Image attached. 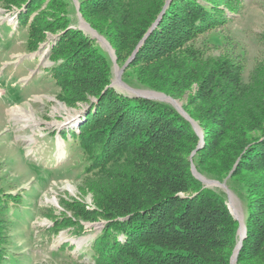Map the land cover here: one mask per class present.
I'll list each match as a JSON object with an SVG mask.
<instances>
[{
	"label": "trees",
	"instance_id": "1",
	"mask_svg": "<svg viewBox=\"0 0 264 264\" xmlns=\"http://www.w3.org/2000/svg\"><path fill=\"white\" fill-rule=\"evenodd\" d=\"M0 1L24 6L19 18L28 26L29 45L41 41L42 31H63L49 51L51 78L61 87L78 74L76 93L92 96L70 136L89 151L84 173L96 210L83 217L104 225L90 245L91 261L72 263L228 264L238 224L226 195L204 187L190 171L188 155L199 141L191 122L168 104L106 88L110 59L90 37L67 29L65 0ZM164 1L80 0L79 13L118 64L142 41L123 76L130 73L143 88L173 99L195 85L182 105L202 132L192 164L203 177L226 179L244 201L245 236L235 264H264V58L244 79L239 55H208L210 43L225 44L206 37L223 19L216 0ZM223 1L237 9L238 0ZM51 7L61 17L52 29L43 19ZM2 196L0 216H6L14 199ZM5 249L0 246V263Z\"/></svg>",
	"mask_w": 264,
	"mask_h": 264
},
{
	"label": "rangeland",
	"instance_id": "2",
	"mask_svg": "<svg viewBox=\"0 0 264 264\" xmlns=\"http://www.w3.org/2000/svg\"><path fill=\"white\" fill-rule=\"evenodd\" d=\"M65 1L69 16L67 29H77L90 37L95 47L110 59L106 88L128 96H153L152 100L172 106L184 118L187 116L182 105L195 93V85L180 99H173L143 88L130 73L123 76L132 56L118 64L110 45L82 19L80 0ZM216 1L217 7L223 8V19L206 37L218 36L225 44L210 43L208 55H239L246 79L264 58V0H238L236 10H232V2ZM24 11V6L17 9L0 1V194L14 199V204L6 210L8 214L0 216V246L7 251L0 264L88 263L90 245L104 221L83 217L96 210L92 191L87 187L90 175L84 173L87 165L84 159L89 151L83 153L70 135L87 115V103L92 101V96L76 93L78 74L69 76L61 87L55 84L49 51L63 31H42L41 41L29 45L28 26L19 18ZM45 15L44 22H48L50 29L55 28L61 18L55 8L47 9ZM71 93L76 96L71 97ZM17 108L25 111L29 119L20 116ZM193 129L199 138L196 147L200 149L202 132L196 125ZM193 151L188 155L191 173ZM201 177L205 183L199 181L204 187L226 195L228 211L238 220H235L236 243L229 256L230 264L242 236L239 232L244 226V201L227 188L226 179L218 182ZM76 223L81 226L80 231L74 228Z\"/></svg>",
	"mask_w": 264,
	"mask_h": 264
},
{
	"label": "water",
	"instance_id": "3",
	"mask_svg": "<svg viewBox=\"0 0 264 264\" xmlns=\"http://www.w3.org/2000/svg\"><path fill=\"white\" fill-rule=\"evenodd\" d=\"M169 1H170V0H167L166 3H168ZM156 23H157V21H155V22L152 24V26H151V28L149 29V31H150V30L156 25ZM85 27H86V29H88L87 25H85ZM92 32H93V31H92ZM141 43H142V41H140V43L138 44V46H139ZM138 46H137L136 49L134 50L133 54L137 51ZM133 54H132V56H133ZM160 95H162V94H160ZM162 96H164V95H162ZM141 97H143V98H148V99H152V97H148V96H141ZM164 97H165V96H164ZM183 115H184V114H183ZM185 118L191 122V120H190L187 116H185ZM191 124L193 125V127H195V125H194L192 122H191ZM197 149H198V147H196L195 150H197ZM194 152H195V151H193V152L191 153V158H192V156L194 155ZM191 170H192L193 175H194L198 180H200L201 182L205 183L204 180H203V178H202L199 174H197V173L195 172V170H194V168H193L192 166H191ZM222 186L224 187L225 184L223 183ZM228 199H229V195H228ZM227 206H228V204H227ZM231 213H232V212H231ZM232 217L234 218V220L238 221V220L236 219V217H235L233 214H232ZM243 227H244V226H243ZM244 236H245V229H244L243 236L241 237V240L244 238ZM240 246H241V242H240V244H239V246H238V250H239ZM238 250H237V252H236V254H235L233 260L231 259L233 255L231 256V258H230V264H234V262H235V260H236V255H237V253H238Z\"/></svg>",
	"mask_w": 264,
	"mask_h": 264
},
{
	"label": "bare ground",
	"instance_id": "4",
	"mask_svg": "<svg viewBox=\"0 0 264 264\" xmlns=\"http://www.w3.org/2000/svg\"><path fill=\"white\" fill-rule=\"evenodd\" d=\"M153 94V93H152ZM154 95V94H153ZM153 97V96H152ZM16 111H18L19 113H20V116H22V117H26L27 119H29V117L26 115V113H25V111H22L20 108H17L16 109ZM243 229H245L244 227L242 228V226H241V228H240V232H239V236H243V234L242 233H244V230ZM241 236V237H242ZM240 242H241V238H240ZM240 244V243H239ZM239 244L235 247V249H234V251H233V256H232V260H233V258H234V256H235V254H236V252H237V250H238V246H239Z\"/></svg>",
	"mask_w": 264,
	"mask_h": 264
}]
</instances>
